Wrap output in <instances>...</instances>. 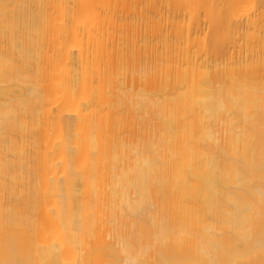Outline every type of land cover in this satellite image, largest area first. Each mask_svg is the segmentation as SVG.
I'll return each mask as SVG.
<instances>
[{"label": "bare ground", "instance_id": "1", "mask_svg": "<svg viewBox=\"0 0 264 264\" xmlns=\"http://www.w3.org/2000/svg\"><path fill=\"white\" fill-rule=\"evenodd\" d=\"M0 264H264V0H0Z\"/></svg>", "mask_w": 264, "mask_h": 264}]
</instances>
